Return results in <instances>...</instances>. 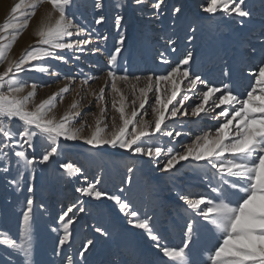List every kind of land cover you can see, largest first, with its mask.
Here are the masks:
<instances>
[{"label": "rangeland", "instance_id": "rangeland-1", "mask_svg": "<svg viewBox=\"0 0 264 264\" xmlns=\"http://www.w3.org/2000/svg\"><path fill=\"white\" fill-rule=\"evenodd\" d=\"M18 2L19 0H5L2 7L0 4V24L10 18L11 8ZM96 2L97 0H74L70 14L79 24L90 30L95 29L93 43L89 44L87 49L99 47L101 52L93 55L86 51L79 53V60H72L71 52L58 50L59 54L69 57V63L64 64L57 60H48L47 63L60 73V77L36 71L21 74L29 85L31 83L38 85L34 97L35 104H39L64 87L68 83L63 79L64 75H76L82 69L85 74L97 77L83 86V91L78 78L71 85L72 90L64 95L63 101H57L56 107L50 113V116L59 120L74 101H80V116L75 122V127H80L82 122H86L83 136H90L98 118L109 125L108 131H111L112 117H115L117 125L121 123L119 114L111 107L110 87H105L106 81L110 85L107 77L109 57L119 39L115 26L117 15L124 17L121 29L126 37L117 59V68L120 72L127 68L128 72L135 76L164 75L171 67L176 66L188 51H192L193 60L188 66L190 72L199 74L210 84L217 87L228 84L233 93L239 94L241 99L246 98L247 92L255 86V77L252 73L258 71L260 61L258 53L259 39L264 32V0H246L252 17L244 25L240 24L241 18L235 14L228 15L220 11L215 14L203 12L202 8L207 0H165L159 15H153L155 9L151 7V3L154 0H145L143 7L136 5L134 0H99L102 5L100 9L95 7ZM177 6L182 8V13L173 16L172 9ZM47 10H50L47 3L36 9L29 26L24 29L9 52V59H18L22 52L34 43L36 39L34 33ZM101 15L104 16V21L97 25L95 20ZM192 28L196 29L195 33L191 32ZM96 33L106 35L108 39L97 44ZM190 35L194 36L191 41L188 39ZM169 38L174 40L175 44H169ZM173 47L176 49L175 52L172 51ZM253 48L257 49V53H252ZM162 56L170 61L171 67L161 62ZM6 67L7 61L0 63V71ZM117 83L131 100L130 84L119 81ZM142 86L143 80L138 87ZM101 87H105L107 103L106 114L103 117L100 116L95 97L88 94L93 90L98 93ZM160 87L162 89L170 87V84L162 83ZM181 88L183 90L185 85L182 84ZM30 90V87L26 88L20 95H26ZM198 90L205 89L198 85ZM78 92L80 96L77 95ZM136 94L139 95L138 90ZM188 94L192 99L186 104L191 103L194 106L199 102L191 92ZM149 97L154 101L152 93H149ZM29 107L33 105L30 104ZM145 109L148 115H143L144 110H141L137 119L142 116L143 119L154 122V114L148 104L145 105ZM127 111L130 112V108ZM219 111L220 109H215L207 116L202 113L201 117L189 115L167 120L168 129L179 130L182 135L173 141L163 133H158L153 138H146V143L164 147L165 150L169 146L182 150L191 143L195 135L217 124V120L211 117ZM223 119L218 117L221 122ZM11 124L18 131L22 130L21 122L13 120ZM47 150L50 149L47 148L46 141L38 137L27 152L38 161ZM9 158L12 162L9 173L3 172V162L0 161V232L6 237L16 238L19 242L22 213L26 209V199L31 195L34 200L32 264H66L67 256L80 261V264H171L169 258L164 257L162 251L155 246V242L148 238L145 230L134 228L128 223L130 217L124 215L114 201L106 198L97 201L81 196L76 191L78 187L87 186L88 182H93L97 178L100 179L98 187L101 190L110 195H120L123 200L129 201L131 207L141 214V218L145 214L152 217L154 231L164 238L161 243L168 246H181L185 239L186 222L190 218L199 221L198 230L193 233L192 243L188 249L190 264H206L208 250L217 245L213 232L200 226L204 222L200 221L199 217H193L192 210L187 209L184 201L180 199L181 196L195 198L207 193L205 173H208V169L203 163L185 161L177 165V170L165 172L161 170L164 156L150 159L109 146L96 149L82 140H62L59 154L44 164L36 163L32 169L34 180L29 181L26 176L22 185L23 191H17L9 184V181L17 176L16 169L12 166L16 158L11 151ZM62 163H73L81 169V173L68 176L60 167ZM129 169L132 171L129 172ZM29 182L34 188L31 194L27 192ZM195 191L196 193L192 194ZM78 202H82L86 210L80 213L73 209L75 220L70 228L71 239L57 254L59 238L64 234L58 222L59 216L69 206ZM72 215L73 213H69V216ZM97 226L107 230L109 235L101 236L95 231ZM53 228L57 231H52ZM88 240H93L94 245L85 253L84 260H81L79 252L83 250L82 246ZM20 262L21 257L15 250L0 245V264Z\"/></svg>", "mask_w": 264, "mask_h": 264}, {"label": "snow or ice", "instance_id": "snow-or-ice-1", "mask_svg": "<svg viewBox=\"0 0 264 264\" xmlns=\"http://www.w3.org/2000/svg\"><path fill=\"white\" fill-rule=\"evenodd\" d=\"M44 3L50 5V10L46 11L34 33L36 37L34 43L25 49L18 59H9L8 54L13 45L29 26L36 9ZM73 3L74 0H19L11 8L10 18L0 24V63L7 61V67L0 71V161L3 162V172L9 173L12 163L9 151L13 152L16 160L12 166L17 172V176L10 180L9 184L15 190L23 191L22 185L26 176L29 181L35 178L32 173L34 165L44 164L51 157L58 155L62 140H82L96 149L109 146L150 159L164 156L161 170L165 172L177 170V165L185 161L203 163L208 173H211L210 176L205 173L207 193L195 198L181 196L180 199L184 201L187 209L192 210L193 217H199V220L204 222L200 226L207 228L216 236L217 245L208 250L206 264H264V32L259 39L258 71L252 73L255 77V86L247 92L246 98L241 99L239 94L233 93L228 84L217 87L202 79L199 74L190 72L188 66L193 60L192 51H188L174 67H171L170 61L162 56L161 62L171 67L164 75L135 76L131 75L127 68L120 72L117 68V59L126 37L121 29L124 17L117 15L115 26L119 39L109 57L107 77L110 85L106 81L105 87H110L111 107L119 114L121 123L117 125L115 117H112L111 131H108L109 125L98 118L90 136H83L86 122H82L80 127H75V122L80 116V101H74L59 120L50 116V113L56 107L57 101H63L64 95L72 90L71 85L78 78L83 91V86L97 77L85 74L82 69L76 75H64L63 79L68 83L58 92L35 104L34 97L38 85L36 83L29 85L21 76L22 73L36 71L60 77V73L47 63L48 60L69 63V57L59 54L58 50L71 52L72 60H79V53L86 51L93 55L101 52L99 47L87 49V46L93 43L95 29L90 30L75 20L70 14ZM134 3L143 7L145 0H134ZM164 3L165 0H154L151 3V7L155 9L153 15L160 14ZM95 7L97 9L102 7L99 0ZM202 11L208 14H215L218 11L228 15L235 14L241 18V25L252 17L246 0H207ZM181 13L182 8L179 6L172 9L173 16ZM103 21L104 16L101 15L95 23L99 25ZM195 31V28L191 29L192 33ZM193 38V35L188 37L189 41ZM107 39L106 35L98 33L95 35L97 44ZM168 43L175 44V41L169 38ZM172 51L175 52L176 49L173 47ZM252 53H257V49L253 48ZM141 80L144 81V86L138 87ZM118 81L130 84L131 100L118 86ZM132 81L135 83H131ZM162 83L170 84V87L162 89L160 87ZM182 84L185 85L183 90ZM198 85H202L205 90L199 91ZM29 87L31 90L27 91L26 95H20ZM105 87H101L98 93L94 90L88 93L95 97L101 117L107 110ZM137 90L139 95L136 94ZM189 92L199 100L194 106L191 103L186 104L192 99ZM149 93H152L154 101L150 99ZM77 95L80 96V92ZM30 104L33 107L30 108ZM146 104L154 114V122H149L142 116L137 119L141 110H144L143 115H148ZM129 108L130 112L127 111ZM215 109L220 111L211 118L217 120V124L195 135L191 143L182 150H176L174 146H169L165 150L164 147L146 143V138H153L158 133H163L173 141L182 135L179 130H169L167 120L189 115L201 117L202 113L207 116ZM218 117H223V121H219ZM13 120L22 123V130L18 131L12 126ZM38 137L46 141V146L50 150L45 151L37 161L35 156L28 155L27 149L33 147V142ZM60 167L70 177L81 173V169L73 163H62ZM131 171L132 169H129V172ZM99 184L100 179L97 178L93 182H88L87 186L78 187L76 191L81 196L97 201L102 198L114 201L119 205L120 211L130 217L128 223L134 228L145 230L148 238L155 242V246L162 251L164 257L169 258L171 264H190L188 249L192 243L193 233L198 230L199 221L190 218L186 222L185 239L181 246H168L161 243L164 238L154 231L152 217L145 214L141 218V214L131 207L129 201L123 200L120 195H110L101 190ZM33 191V185L29 182L27 192L31 194ZM120 191L123 192V189ZM33 206L34 200L29 195L26 199V209L22 213L19 242L16 238L6 237L0 232V237H4L0 238V245L15 250L21 257L20 264H32ZM73 209L80 213L86 210L82 202H78L69 206L59 216L58 222L64 234L59 238L57 254L71 239L70 228L75 220ZM69 213L73 215L69 216ZM52 231L55 232L57 229L53 228ZM95 231L101 236L109 235L107 230L100 226H97ZM93 245V240H88L82 246L83 250L79 252L81 260H84L85 253ZM66 264H80V261L67 256Z\"/></svg>", "mask_w": 264, "mask_h": 264}, {"label": "bare ground", "instance_id": "bare-ground-1", "mask_svg": "<svg viewBox=\"0 0 264 264\" xmlns=\"http://www.w3.org/2000/svg\"><path fill=\"white\" fill-rule=\"evenodd\" d=\"M4 3H5V0H0L1 7H2V5H4ZM195 185H196V184H195ZM195 193H196V191L193 192L192 194H195Z\"/></svg>", "mask_w": 264, "mask_h": 264}]
</instances>
